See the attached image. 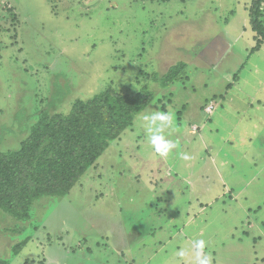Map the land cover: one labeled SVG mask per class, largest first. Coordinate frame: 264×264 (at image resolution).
Wrapping results in <instances>:
<instances>
[{
	"label": "rangeland",
	"instance_id": "1",
	"mask_svg": "<svg viewBox=\"0 0 264 264\" xmlns=\"http://www.w3.org/2000/svg\"><path fill=\"white\" fill-rule=\"evenodd\" d=\"M254 1L0 2V150L19 149L41 112L68 113L108 85L153 93L68 194L36 199L27 220L0 208V264H194L200 239L211 264H264V39L251 26ZM158 112L172 125L153 124ZM153 133L176 145L167 157Z\"/></svg>",
	"mask_w": 264,
	"mask_h": 264
},
{
	"label": "trees",
	"instance_id": "2",
	"mask_svg": "<svg viewBox=\"0 0 264 264\" xmlns=\"http://www.w3.org/2000/svg\"><path fill=\"white\" fill-rule=\"evenodd\" d=\"M260 8L261 0L250 6L258 45L264 39V10ZM186 66L183 61L171 66L159 79L162 85L175 81ZM152 100L147 85L134 94L108 85L89 99L75 100L68 113L41 112L19 149L0 150V208L15 219L27 220L36 199L68 194Z\"/></svg>",
	"mask_w": 264,
	"mask_h": 264
},
{
	"label": "clouds",
	"instance_id": "3",
	"mask_svg": "<svg viewBox=\"0 0 264 264\" xmlns=\"http://www.w3.org/2000/svg\"><path fill=\"white\" fill-rule=\"evenodd\" d=\"M143 119L148 120L149 117L144 116ZM150 119L153 124L159 120V121L168 122L171 125H172V120H173L171 114L162 113V112L152 114ZM148 130L149 132L153 131L151 128H149ZM159 131H160V128L157 127L156 132H159ZM149 143L153 146L155 153H157L161 157H167L170 150L176 146L173 142L165 139L163 135H158L155 133H153L150 136ZM181 158L185 160L190 159V157L187 154H181ZM204 247H205V241L203 239L196 241L194 264H211V257L202 254ZM187 254L188 253L184 249H181L180 251L176 253V255L181 258H184Z\"/></svg>",
	"mask_w": 264,
	"mask_h": 264
},
{
	"label": "built area",
	"instance_id": "4",
	"mask_svg": "<svg viewBox=\"0 0 264 264\" xmlns=\"http://www.w3.org/2000/svg\"><path fill=\"white\" fill-rule=\"evenodd\" d=\"M2 0H0L1 2ZM261 8L264 10V0H261ZM216 109V104L214 102H211L206 108V112L209 113L210 115L214 112ZM196 129V128H195Z\"/></svg>",
	"mask_w": 264,
	"mask_h": 264
},
{
	"label": "crops",
	"instance_id": "5",
	"mask_svg": "<svg viewBox=\"0 0 264 264\" xmlns=\"http://www.w3.org/2000/svg\"><path fill=\"white\" fill-rule=\"evenodd\" d=\"M215 43H217V42H215ZM192 134V133H191ZM252 149L253 150H256V146H254V145H252ZM245 155L248 157V158H255V156L254 155H252V154H250L248 151L245 153Z\"/></svg>",
	"mask_w": 264,
	"mask_h": 264
}]
</instances>
